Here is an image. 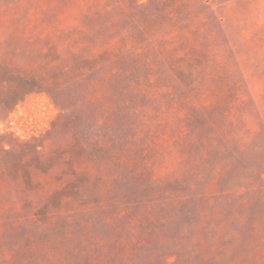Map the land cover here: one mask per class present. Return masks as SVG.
<instances>
[{
  "label": "rangeland",
  "instance_id": "rangeland-1",
  "mask_svg": "<svg viewBox=\"0 0 264 264\" xmlns=\"http://www.w3.org/2000/svg\"><path fill=\"white\" fill-rule=\"evenodd\" d=\"M0 264H264V0H0Z\"/></svg>",
  "mask_w": 264,
  "mask_h": 264
}]
</instances>
